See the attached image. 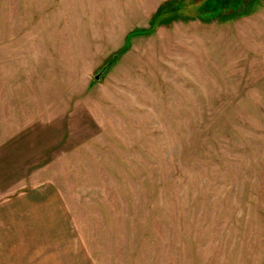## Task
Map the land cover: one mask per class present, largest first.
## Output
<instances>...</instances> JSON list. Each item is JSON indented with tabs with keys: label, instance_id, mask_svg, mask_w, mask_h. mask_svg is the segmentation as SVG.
I'll use <instances>...</instances> for the list:
<instances>
[{
	"label": "rangeland",
	"instance_id": "obj_1",
	"mask_svg": "<svg viewBox=\"0 0 264 264\" xmlns=\"http://www.w3.org/2000/svg\"><path fill=\"white\" fill-rule=\"evenodd\" d=\"M44 185L31 249L264 264V0H0V202Z\"/></svg>",
	"mask_w": 264,
	"mask_h": 264
},
{
	"label": "crops",
	"instance_id": "obj_2",
	"mask_svg": "<svg viewBox=\"0 0 264 264\" xmlns=\"http://www.w3.org/2000/svg\"><path fill=\"white\" fill-rule=\"evenodd\" d=\"M41 188L22 190L0 202V236L9 239L8 245L1 248L2 254L12 259L13 264H85L84 257L72 247L64 251L47 248L46 251L37 246L31 249L30 238H45L49 228L65 229L66 223L57 191L50 185Z\"/></svg>",
	"mask_w": 264,
	"mask_h": 264
}]
</instances>
